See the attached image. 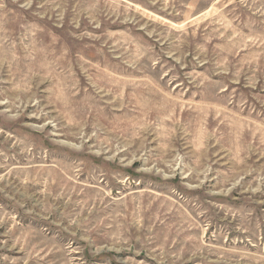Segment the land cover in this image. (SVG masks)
Segmentation results:
<instances>
[{"label":"rangeland","instance_id":"374dc122","mask_svg":"<svg viewBox=\"0 0 264 264\" xmlns=\"http://www.w3.org/2000/svg\"><path fill=\"white\" fill-rule=\"evenodd\" d=\"M0 264H264V0H0Z\"/></svg>","mask_w":264,"mask_h":264}]
</instances>
